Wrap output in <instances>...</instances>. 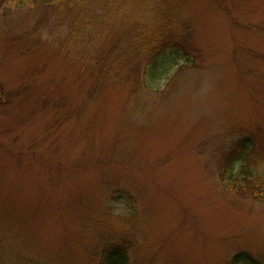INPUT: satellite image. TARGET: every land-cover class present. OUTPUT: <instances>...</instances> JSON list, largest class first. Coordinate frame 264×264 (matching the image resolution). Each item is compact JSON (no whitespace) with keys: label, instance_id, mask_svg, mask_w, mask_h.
Segmentation results:
<instances>
[{"label":"rangeland","instance_id":"obj_1","mask_svg":"<svg viewBox=\"0 0 264 264\" xmlns=\"http://www.w3.org/2000/svg\"><path fill=\"white\" fill-rule=\"evenodd\" d=\"M9 3L0 0V222L9 217L39 255L95 264L102 237L85 224L125 188L137 264H229L263 249L264 202L226 189L218 159L245 132L264 172V0H185L192 61L152 91L97 88L47 34L24 54L14 39L35 13Z\"/></svg>","mask_w":264,"mask_h":264},{"label":"trees","instance_id":"obj_2","mask_svg":"<svg viewBox=\"0 0 264 264\" xmlns=\"http://www.w3.org/2000/svg\"><path fill=\"white\" fill-rule=\"evenodd\" d=\"M9 4L12 9L28 6L35 13L33 23L14 39L24 41L20 45L24 54L39 51L47 34L53 38L55 54L82 72L89 71L97 88L108 81H133V91L142 87L152 91L164 80L168 84L182 64L192 61L183 43L193 30L185 0H10ZM218 161L225 163L221 180L226 189L264 202L263 160L253 135L240 133ZM135 203L128 190L115 189L105 212L92 214L85 224L86 232L102 237L95 264H137L132 256L139 248L136 220H130ZM9 220L0 222V264H67L60 257L50 259L32 251L21 229ZM228 263L264 264V247L257 253L240 249Z\"/></svg>","mask_w":264,"mask_h":264}]
</instances>
